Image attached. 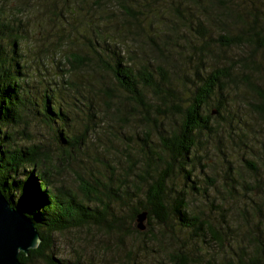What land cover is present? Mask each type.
Instances as JSON below:
<instances>
[{
  "label": "trees",
  "instance_id": "1",
  "mask_svg": "<svg viewBox=\"0 0 264 264\" xmlns=\"http://www.w3.org/2000/svg\"><path fill=\"white\" fill-rule=\"evenodd\" d=\"M62 1L77 6L85 0ZM261 4L264 0H95L97 9L104 6L105 18L116 16L115 23L111 26L106 22L101 31L87 21L89 36L84 43L89 50L83 55L65 54L61 79L49 80L36 72L28 73L32 64L39 71L43 53L29 57L31 51L22 49L25 28L22 17L15 19V13L22 16L24 7L16 4L15 16L10 15V19L0 4V192L10 206L33 222L39 235L35 248L19 252L21 264L40 260L45 264H78L53 254L54 233L95 225L148 235L152 222L159 225L162 237H178L185 231L194 241L193 253L180 248L171 251L169 264H264V175H260L264 173V141L250 134L264 132ZM109 9L113 12H107ZM164 12L172 19H165ZM117 18L122 25L116 23ZM167 20L175 25L172 29L182 23L194 33L192 41L197 40V44L187 39L188 46H177L191 70L190 76L184 74L183 83L188 80L194 86L182 108L173 101L177 94L167 87L169 79L162 67H153L149 60L137 67L126 54L134 55V46L148 41L155 49L151 32L170 27ZM158 33L167 35L162 30ZM164 40L168 46L175 43L168 37ZM232 46L242 49V55H226ZM167 52L162 47L154 55L169 59ZM219 61L223 65H217ZM84 71L97 76L84 79ZM81 80L85 85L81 86ZM35 88L39 89L33 92ZM83 89L96 94L102 108L113 116L119 113L122 117L117 115L118 121L126 119L121 108H112L113 98L116 93L125 95L133 105L124 106V112L138 114L135 121L147 128L159 125L158 142L147 129L141 134L134 130L131 139L117 132L116 139L103 143L102 148H113L123 161L112 162L102 155L94 141L102 121L99 108ZM147 89L159 94L160 103L168 109H157L156 113L177 112L179 118L172 119L169 131L148 111ZM243 113L263 125L255 128L247 124ZM75 117L82 126L79 130L71 124ZM34 120L46 134H35ZM122 136L129 142H123ZM132 147L141 161L131 152ZM225 149L239 151L238 164ZM216 159L220 168L214 166ZM117 167L123 170L119 172ZM85 171L89 177L84 176ZM62 172L73 174L75 189L61 184ZM177 178L188 191L177 188ZM254 188L258 190L255 196L251 193ZM211 191L220 196L215 198ZM189 198L202 208L193 209ZM225 198L242 201L234 221L227 215L231 210L223 206ZM142 211L146 212L145 228L149 226L146 232L136 227V216ZM202 256L205 258L200 260Z\"/></svg>",
  "mask_w": 264,
  "mask_h": 264
},
{
  "label": "rangeland",
  "instance_id": "2",
  "mask_svg": "<svg viewBox=\"0 0 264 264\" xmlns=\"http://www.w3.org/2000/svg\"><path fill=\"white\" fill-rule=\"evenodd\" d=\"M94 1L95 0H85L84 2H79L77 6H75L74 4L73 6L63 2L62 0H0V4L4 7L5 15L7 17H9L10 19V15H16L15 19L22 17V27L25 28L23 35L26 39L21 43L22 49H25V47H27V49L31 51L29 53V57H36L39 56V53H43L39 56L41 60H38L39 71H37L32 64V66L29 65L27 69L28 73L36 72L37 75L46 80L52 78L61 79L63 72H60V68H63L62 64L65 54H68L70 52H77L78 54L83 55L87 52V50H89L87 44L84 43L85 37L89 36V33L85 27L87 21H89V23L92 22L91 24H96V26H98V29H102L101 31L105 29L106 22L107 25L110 24L111 26L115 23L116 16L105 18L107 13L103 11L104 6H102L101 10L100 8L97 9L96 6L93 5ZM16 4L22 5L24 7L25 13L22 16H19L15 13V7H17ZM66 5H69V7H65ZM78 7L81 9V11L77 9ZM261 9L262 12H264V4H261ZM11 10L13 12H11ZM109 10L110 11L107 12H113V9ZM13 13H15V15H13ZM116 13L118 14V12ZM164 14L165 19H172H170L171 16L169 13L164 12ZM62 15L65 20L63 19ZM101 15L103 16V19L100 20L99 17H101ZM116 23L118 25L123 24L119 21V18H117ZM166 24L170 27H162L160 25L159 27H162L161 29L158 28L151 32V38H154L156 40V50H158V48L161 49L162 47H166L168 51L167 58L169 59L156 58L154 55L156 54V50L153 49L154 44L150 46V43H152L150 41H148L147 44L139 43L137 46H134V48L131 46V48L137 50L134 55L130 53L126 54L129 56L128 58L130 60V64H133L137 67L141 64L147 63L148 60L152 62L153 67H162L164 73L168 76L169 79V82H166L167 87L172 88L177 94V99L173 101L177 103L180 108H182L185 107L188 103L194 86L188 80L186 84L183 83L184 74L186 73V75L190 76L188 72L191 70L189 69L190 65L186 60V56H179L178 50H180L181 48L177 46H188V43L186 42L187 39H190L189 41H192V39L196 37L194 36V33L188 30L182 23H179L175 29H172V26L174 27L175 25L168 20L166 21ZM159 30L165 31L167 35H159ZM150 31L148 32L150 33ZM164 37H168L172 41H175V43H173L172 46H168V42H165ZM195 41L197 40H193L192 42L194 43ZM195 43L197 44V42ZM239 52H242V49L232 46L225 54L229 55L232 58H237L242 55V53ZM243 53L246 54L245 51H243ZM257 57H259V55H256V58ZM217 65H223V61H219ZM81 75L84 79H89L92 78V76H97L95 74H92L91 72L86 71H84ZM101 75L104 74L101 73ZM74 77L76 78L77 76ZM155 77L156 79L160 80L159 75L155 74ZM83 85H85V82L82 81L81 86ZM261 85L264 88L263 82L261 83ZM38 89L39 88H35L32 89V91L36 92L38 91ZM83 90L85 92L84 95L89 100L91 99V97H93L92 101L96 105H98L99 108V111L96 112L102 119L98 128L99 132L94 137V141H96V145L99 146L102 155H106L112 162H116L118 160L123 161V159L120 158L121 155L115 152L113 148H102V146L103 143H106V145H108V140L116 139L115 135L117 132H122L125 137L131 139V134L134 133V130H137L139 134H141L145 133V130L147 129V131L150 132L149 135L151 139H153L155 142H158L159 125H157V127H153V125L151 124L147 128V126L145 127L142 125V122L135 121V117L139 116L138 114L135 115V113L133 112H124V106L129 107L133 105L131 103V100L129 101V99L126 98L125 95H122V93H116V98H113L114 102L112 108H121V111L124 113L126 119V121H118V119L116 118L117 115H119V117H122L119 113L114 114L113 116L112 112L107 111L105 108H102L103 104L96 94L87 92L86 89ZM231 90L232 89L229 88L227 91L230 96L233 93V91ZM234 92L236 91L234 90ZM145 97L148 101V111L150 112V114L156 119V122L161 123V128L169 131V129L173 127L172 119L177 120L179 118L177 112L175 113L171 111L170 114L169 111L166 114H158L156 113L157 109H160L161 111L165 110V112L168 111L166 105H162L160 103L161 98H159V94H155L151 89H147L145 91ZM257 100L258 98L256 99V101ZM76 107L78 108V106ZM100 108L102 109L100 110ZM79 111L80 110H78V113ZM243 114H245L243 118L247 124L252 123L254 126H256L255 128H257L259 124H261V121L252 119V116H249L246 113ZM78 120V117H75L73 123L71 121V124L74 127L76 126L75 128L79 130L82 128V126ZM262 125L263 123L261 124V126ZM33 129L35 130L36 135H38L39 131L44 132L45 134L47 132V130L44 129L43 126L40 125L36 120H34ZM250 134L252 135V137L256 136L260 141H264V132L261 134H258V132H250ZM129 140L124 139L122 136L123 142L128 143ZM117 143L122 144V142L120 141H117ZM203 144L202 146H205ZM133 148L134 147L130 149L131 152L134 153L135 158H139L140 155L136 151H134L135 148ZM104 149H109L111 152L103 153ZM207 149L210 150L209 148ZM225 153L227 154V156L230 154L231 161L234 164H238L239 151H231L230 149L228 151L227 149H225ZM139 159V161H141L142 158L140 157ZM220 165L221 164L218 160L216 163L214 162V166L216 168H220ZM117 168L118 169L116 170L119 172L123 170L120 167ZM197 168L196 171L198 172ZM209 170H212V168H210ZM84 173L85 177H89L90 174L87 171H85ZM262 174L264 175L263 172L260 173L261 176ZM217 177V179L223 181V179H221L219 175ZM60 178L61 184L63 186L75 189L76 181L73 174L62 172ZM59 181L60 180H58V182ZM175 183L177 188H184L186 191H188L187 186L183 187L181 178H177L175 180ZM257 192L258 190H256L255 188L251 191V193H255L253 194V196L257 195ZM211 195L215 196V198L217 196H220V194L215 191H211ZM261 196H263V194ZM190 197L194 196L191 194ZM189 202L190 206L193 209L202 208V205L198 203V201H194L193 199L189 198ZM241 203L242 201H240L239 198H236V200L225 198V200L223 201V206L225 209L231 210V213H227L229 219L232 220V217L234 216L238 217V206L240 208ZM214 216V221L217 222L218 216ZM252 221L254 222L253 219ZM148 228L149 226L146 227L143 232H146ZM158 228L159 225L155 222H152V232L148 235L128 234V232L118 231L114 227L108 229L105 226L95 225H90L88 228L83 229H69L60 233L53 234V254L56 257L63 259L64 262L77 261L78 264H169V253H171V251L173 250H178L180 248L181 250H186L190 253H193L194 241H190V239L188 238V233L182 231L181 233L177 234L178 237H162L159 234ZM241 242L244 243V241ZM198 258L197 260L199 261V259L201 260L205 258V256H202L199 259ZM199 263L202 264V261ZM31 264L45 263L40 260L32 262Z\"/></svg>",
  "mask_w": 264,
  "mask_h": 264
},
{
  "label": "water",
  "instance_id": "3",
  "mask_svg": "<svg viewBox=\"0 0 264 264\" xmlns=\"http://www.w3.org/2000/svg\"><path fill=\"white\" fill-rule=\"evenodd\" d=\"M146 212L136 216V227L145 229ZM39 243L34 224L20 210L14 209L0 192V264H21L19 252L27 253Z\"/></svg>",
  "mask_w": 264,
  "mask_h": 264
}]
</instances>
